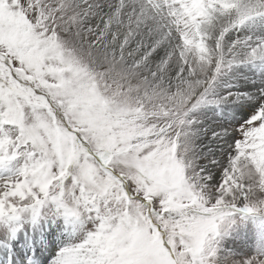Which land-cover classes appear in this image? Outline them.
I'll return each mask as SVG.
<instances>
[{"label": "snow or ice", "instance_id": "1", "mask_svg": "<svg viewBox=\"0 0 264 264\" xmlns=\"http://www.w3.org/2000/svg\"><path fill=\"white\" fill-rule=\"evenodd\" d=\"M240 65L264 73V0H0V264H264V80L237 126L191 115Z\"/></svg>", "mask_w": 264, "mask_h": 264}, {"label": "rangeland", "instance_id": "2", "mask_svg": "<svg viewBox=\"0 0 264 264\" xmlns=\"http://www.w3.org/2000/svg\"><path fill=\"white\" fill-rule=\"evenodd\" d=\"M246 35L255 36L256 34L252 33L246 28H242V31H240V29L233 30L226 35L228 38L225 37V44H228L233 39L242 38ZM236 74L242 78V82H248L245 88V90L248 92L255 91L256 86H259L261 81L264 80V73H262L260 69L251 65L236 66L233 71L221 76L215 83L213 89L214 97H225V101L218 105H207L197 109L191 114L195 120L203 123L207 119L206 123L208 124V120L210 119L218 128H221L224 125H238V122L241 120V107L243 106L244 102L235 99V97L238 96L242 89L240 87L236 88L234 86L229 90L219 91L218 89L220 85H223V82H230L233 84ZM222 117H232L233 121L230 124V120L227 122L226 118L222 119ZM207 131L210 132V127L207 128ZM50 233L52 235H46ZM79 234L78 225L66 224L63 218L58 219L55 224L46 227L45 231L40 234L41 245H44L42 248L43 250H46L43 254L44 257L51 259V257L55 255L56 250L65 246L73 239V237H76ZM45 238L46 240L44 241ZM221 244L223 249L230 250L236 256H242L245 252L250 253L255 250L258 244V238L255 229L251 224H249L247 227H242L237 232L224 237V239L221 241ZM41 264H47V262L42 260Z\"/></svg>", "mask_w": 264, "mask_h": 264}, {"label": "bare ground", "instance_id": "3", "mask_svg": "<svg viewBox=\"0 0 264 264\" xmlns=\"http://www.w3.org/2000/svg\"><path fill=\"white\" fill-rule=\"evenodd\" d=\"M240 31H242V28L240 29ZM226 38H228V37H226ZM227 42H229V41H227ZM229 43H230V42H229ZM244 66H245V65H244ZM241 79H242V78H240V76H238V75L236 74L235 79L233 80V84H231L230 82H223V83H222L223 85H220V86L218 87V89H219V91H220V90H229V89L233 88V86L236 87V88L240 87V88L242 89V91L238 94V96H242V95H244L245 93H248V91L245 90L246 85H247L248 82H242ZM239 80H240V81H239ZM238 81H239V82H238ZM240 100H241L242 102L245 103V101H244L243 99H240ZM243 105H244V104H243ZM218 108H219V107H218ZM225 118H226V117H222V119H225ZM226 120H227V122H228V120H230V124H231V122L233 121V118H232V117H227ZM206 121H207V119H206L203 123H200V124H199V127L205 129L206 131H207V128L210 127V132L207 131L208 135L205 136L204 139H208V137L211 135V130H212L213 128H215L218 132L220 131V128L216 127L210 119L208 120V124L206 123ZM61 229H62V228H61ZM61 232H63V231H61ZM46 235H49V234H46ZM46 235H45V236H46ZM45 240H46V238L44 239V241H45ZM52 242H53V241H52ZM41 246L43 247L44 245H41ZM46 246H47V245H46ZM45 251H46V250H43V254L45 253ZM43 256H44V255H43ZM42 260H43V259H42ZM42 260H41V261H42Z\"/></svg>", "mask_w": 264, "mask_h": 264}]
</instances>
